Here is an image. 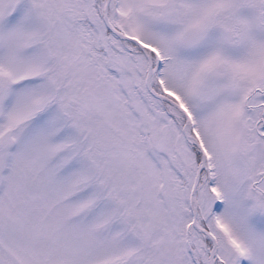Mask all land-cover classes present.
<instances>
[{"label":"snow or ice","instance_id":"6c2138e0","mask_svg":"<svg viewBox=\"0 0 264 264\" xmlns=\"http://www.w3.org/2000/svg\"><path fill=\"white\" fill-rule=\"evenodd\" d=\"M0 264H264V0H0Z\"/></svg>","mask_w":264,"mask_h":264}]
</instances>
